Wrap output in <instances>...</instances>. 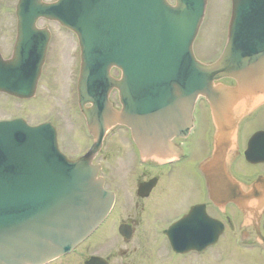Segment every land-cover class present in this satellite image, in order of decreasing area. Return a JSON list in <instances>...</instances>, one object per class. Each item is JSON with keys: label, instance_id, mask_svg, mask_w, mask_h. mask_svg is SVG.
I'll return each mask as SVG.
<instances>
[{"label": "water", "instance_id": "obj_1", "mask_svg": "<svg viewBox=\"0 0 264 264\" xmlns=\"http://www.w3.org/2000/svg\"><path fill=\"white\" fill-rule=\"evenodd\" d=\"M175 2L170 6L166 0H60L54 4L18 0L17 38L12 57L0 61V90L20 98L34 94L35 74L24 82L19 76L24 53L30 48L28 38L37 18L58 20L73 29L81 43V102L88 99L87 68L99 69L93 79L101 88V94L93 92L99 104L90 110L81 107L93 132L96 123L103 128L124 124L142 156L165 158L169 139L186 131L192 101L202 94L211 102L217 124L214 153L204 165L210 193L243 204L247 197L227 179L226 159L232 146L226 142L234 139L236 119L264 99L261 91L256 96L251 92L258 90L250 88L264 86V0H232L227 44L212 64L198 62L192 53L206 0ZM23 37L26 43L22 44ZM45 38L31 57L36 70ZM111 66L122 69L121 80L110 78ZM216 75L234 77L240 86L218 92L212 85ZM113 87L120 90V112L113 111L105 99ZM218 94L224 102L215 107L213 98ZM54 136L49 126L0 125V264H39L68 251L109 209L111 198L89 155L76 162L65 160Z\"/></svg>", "mask_w": 264, "mask_h": 264}, {"label": "flooded vegetation", "instance_id": "obj_2", "mask_svg": "<svg viewBox=\"0 0 264 264\" xmlns=\"http://www.w3.org/2000/svg\"><path fill=\"white\" fill-rule=\"evenodd\" d=\"M53 61L46 60L41 79L46 81L57 72L51 66ZM75 73L72 65L62 75ZM215 83L235 85L229 78ZM113 96L116 102L117 93ZM5 106L0 103V113L7 111ZM49 111L53 115V109ZM193 118L189 134L171 140L178 158L174 162L141 160L126 128L116 126L110 130L93 162L100 164L104 186L114 194L112 209L70 253L45 264H264V209L254 207L248 214L251 218L245 219L234 203H217L208 195L198 165L211 151L214 126L209 105L201 97L195 103ZM73 123L57 126L60 147L59 128ZM79 123L85 133L79 145L65 152L69 157L84 152L92 142L84 125L79 120L74 124ZM256 132H264V103L238 124L239 152L230 168L244 184L264 177V161L248 162L243 155ZM107 148L116 151L117 157L105 172ZM118 163L121 170L117 169ZM234 253L237 256L232 258Z\"/></svg>", "mask_w": 264, "mask_h": 264}, {"label": "rangeland", "instance_id": "obj_3", "mask_svg": "<svg viewBox=\"0 0 264 264\" xmlns=\"http://www.w3.org/2000/svg\"><path fill=\"white\" fill-rule=\"evenodd\" d=\"M15 3L16 0H0V29H5L4 31L7 32V35L5 36L8 37H6V40L4 38L3 42L0 41V50L4 55H8L11 50L15 26ZM229 14V0H208L205 17L193 44L195 55L199 60H212V58H214L218 53L222 44V37L224 29H226L225 26ZM50 28L55 34L54 37H56L55 45H59V47L54 46V43L52 42L53 44L51 47V50L53 51L51 53V58L55 55H58L55 57L54 61L51 62L53 70L56 68L57 72L53 73L52 76L47 78L46 81L41 82L37 95L38 98L35 101H31L29 104L23 103V105L19 104L13 99L9 100V104L5 102L7 104L5 107H9L8 113L19 111V109H23L25 112H27L28 108H32L33 111H28V113L30 116L32 115L31 119H35V115L37 113L41 115L50 108H56L59 111H62L66 105L65 85L69 78L63 77L62 74L63 70L66 72L71 66V59L68 56L69 53L67 54L66 49L63 47L66 46V43L69 44L71 41L64 37L63 30H61L59 34L58 26L56 24H51ZM64 42L66 43L64 44ZM68 48H71V43L69 44ZM53 49H58V51H54ZM49 67L50 63L47 70ZM43 101L45 102L41 104ZM25 104L28 105V108L25 107ZM18 105L22 106L19 107ZM0 110H2V107H0ZM8 113H0V115ZM63 122L65 124H70L71 122L77 123L78 120L72 116H64ZM74 123L72 125H62V127L59 128L62 138L61 148L64 152H68L69 148L70 150L75 148L83 139H81V137L84 136L83 133H85V131L82 130L80 123L77 125ZM107 151L109 153L108 158L103 162L105 172H108L107 170L110 169L109 167L112 166L114 159L117 157L116 151H109V148H107ZM117 169L121 170L120 163L117 164ZM108 176L111 178L110 173ZM236 256L237 255L234 253L232 258H235Z\"/></svg>", "mask_w": 264, "mask_h": 264}]
</instances>
